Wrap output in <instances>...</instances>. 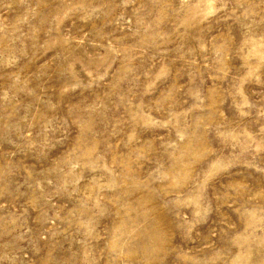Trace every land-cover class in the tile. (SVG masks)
<instances>
[{
  "label": "rangeland",
  "instance_id": "374dc122",
  "mask_svg": "<svg viewBox=\"0 0 264 264\" xmlns=\"http://www.w3.org/2000/svg\"><path fill=\"white\" fill-rule=\"evenodd\" d=\"M0 264H264V0H0Z\"/></svg>",
  "mask_w": 264,
  "mask_h": 264
}]
</instances>
